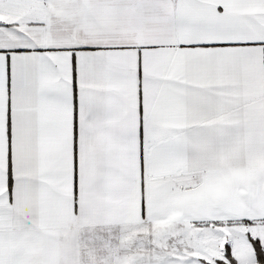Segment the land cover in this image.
Wrapping results in <instances>:
<instances>
[{
    "label": "snow or ice",
    "instance_id": "1",
    "mask_svg": "<svg viewBox=\"0 0 264 264\" xmlns=\"http://www.w3.org/2000/svg\"><path fill=\"white\" fill-rule=\"evenodd\" d=\"M0 264H264V0H0Z\"/></svg>",
    "mask_w": 264,
    "mask_h": 264
}]
</instances>
